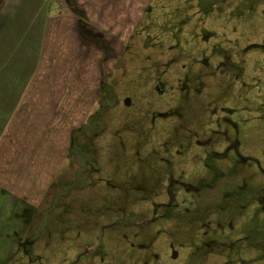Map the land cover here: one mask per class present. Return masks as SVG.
Returning a JSON list of instances; mask_svg holds the SVG:
<instances>
[{"label":"rangeland","instance_id":"1","mask_svg":"<svg viewBox=\"0 0 264 264\" xmlns=\"http://www.w3.org/2000/svg\"><path fill=\"white\" fill-rule=\"evenodd\" d=\"M53 2L0 0V63ZM108 34L86 50L109 83L42 207L0 204V264H264V0H151Z\"/></svg>","mask_w":264,"mask_h":264},{"label":"crops","instance_id":"2","mask_svg":"<svg viewBox=\"0 0 264 264\" xmlns=\"http://www.w3.org/2000/svg\"><path fill=\"white\" fill-rule=\"evenodd\" d=\"M53 1L34 37H28L26 50L20 55L21 47L11 46L8 63H0V204L14 219L42 207L56 169L68 158L102 86L109 83L107 77L101 80L99 47L86 50L87 44L101 42L107 32L129 37L151 0H73L75 9L72 0H63L65 13ZM52 34L56 52L48 48ZM96 53L97 76L86 80V56ZM71 71H76L73 78ZM69 118L80 121L71 126Z\"/></svg>","mask_w":264,"mask_h":264},{"label":"trees","instance_id":"3","mask_svg":"<svg viewBox=\"0 0 264 264\" xmlns=\"http://www.w3.org/2000/svg\"><path fill=\"white\" fill-rule=\"evenodd\" d=\"M70 4L72 5V7L74 8V5H75V3H74V1L72 0L71 2H70ZM75 9V8H74Z\"/></svg>","mask_w":264,"mask_h":264}]
</instances>
